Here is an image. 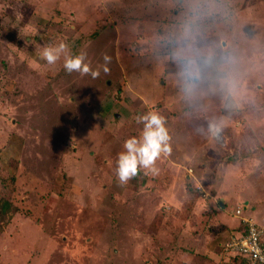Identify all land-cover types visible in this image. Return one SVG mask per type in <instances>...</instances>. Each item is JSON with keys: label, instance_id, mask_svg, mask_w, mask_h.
Returning a JSON list of instances; mask_svg holds the SVG:
<instances>
[{"label": "rangeland", "instance_id": "rangeland-1", "mask_svg": "<svg viewBox=\"0 0 264 264\" xmlns=\"http://www.w3.org/2000/svg\"><path fill=\"white\" fill-rule=\"evenodd\" d=\"M62 41L99 77L41 58ZM149 112L170 152L121 184ZM243 217L264 230V0H0V264H204L208 230L235 264Z\"/></svg>", "mask_w": 264, "mask_h": 264}, {"label": "clouds", "instance_id": "clouds-1", "mask_svg": "<svg viewBox=\"0 0 264 264\" xmlns=\"http://www.w3.org/2000/svg\"><path fill=\"white\" fill-rule=\"evenodd\" d=\"M40 55L50 65L55 64L63 55V66L68 73L90 74L93 79L100 75L99 68L94 70L88 63H85V53L72 55L68 51V45L63 41L57 46H45ZM103 60V72L108 73L107 65L110 63L111 57L105 54ZM137 121L144 124L141 136L128 138L123 145L124 151L118 154L117 175L121 184H126L137 176L139 169L155 171L156 159L161 153L170 152L169 136L162 116L156 112H149L138 117Z\"/></svg>", "mask_w": 264, "mask_h": 264}, {"label": "built area", "instance_id": "built-area-1", "mask_svg": "<svg viewBox=\"0 0 264 264\" xmlns=\"http://www.w3.org/2000/svg\"><path fill=\"white\" fill-rule=\"evenodd\" d=\"M241 211V208L237 209ZM242 223L228 237L224 248L228 255L244 259L243 264H264V230L248 218H242Z\"/></svg>", "mask_w": 264, "mask_h": 264}, {"label": "crops", "instance_id": "crops-1", "mask_svg": "<svg viewBox=\"0 0 264 264\" xmlns=\"http://www.w3.org/2000/svg\"><path fill=\"white\" fill-rule=\"evenodd\" d=\"M224 222H225L224 228L227 227V229L231 230L232 227L229 228V226H228L229 223L226 222V221H224ZM238 226H239V224H238ZM198 229H200V227ZM199 234L202 235V236L204 235V237L201 238V240L199 242L195 241V238H193V241H192L193 243L190 244V245H187V248L191 249V250H183L185 252V255H186L185 257H188V258H191V259L194 256L197 257V258L199 257L201 260H203L204 264H226L227 256H225V258H226V260H225L220 255V253H217L215 250L210 249L208 247V245H207V243L209 241V238H211V236H210L211 235V231L208 230L206 232V234H204L202 232H199ZM198 235H196V236H198Z\"/></svg>", "mask_w": 264, "mask_h": 264}, {"label": "trees", "instance_id": "trees-1", "mask_svg": "<svg viewBox=\"0 0 264 264\" xmlns=\"http://www.w3.org/2000/svg\"><path fill=\"white\" fill-rule=\"evenodd\" d=\"M6 204H7V207H6ZM10 202L8 203V202H5V200L3 201V205H2V208L4 209L1 213H7L9 210H11V209H15V208H10ZM235 230H236V228L235 229H232V230H230L232 233H234L235 232ZM262 244L264 245V240H263V242H262ZM229 259H232V260H234V262H235V264H243L244 263V259H242L241 257H238V256H231Z\"/></svg>", "mask_w": 264, "mask_h": 264}]
</instances>
